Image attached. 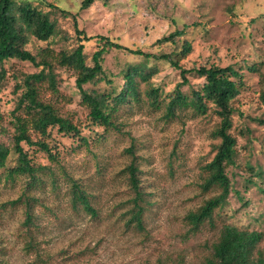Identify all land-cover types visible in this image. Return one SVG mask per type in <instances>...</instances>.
Here are the masks:
<instances>
[{
    "label": "rangeland",
    "instance_id": "obj_1",
    "mask_svg": "<svg viewBox=\"0 0 264 264\" xmlns=\"http://www.w3.org/2000/svg\"><path fill=\"white\" fill-rule=\"evenodd\" d=\"M81 1L32 0L57 28L47 41L30 36L25 45L33 54L45 47L53 51L48 59L56 91L42 81L39 98L79 128V135L73 136L49 127L42 139L54 153L52 159L37 145L21 143L31 163L41 167L38 180L31 181L27 174L9 177V168L16 164L15 115H24L14 108L25 90V76L42 66L16 58L0 62V142L9 148L0 167V264H204L223 222L264 230V105L259 99L264 0H93L87 7H81ZM73 16L90 39L76 34ZM181 28L183 36L156 42ZM104 36L150 55L105 48L101 80L83 88L115 96L124 86L127 68L140 67L146 77L135 76L137 98L117 102L110 125H97L81 103L74 70L60 65L54 56L81 40L85 62L91 65ZM184 40L191 43L190 52L180 59L184 68L231 65L242 74L241 88L231 102L235 112L229 131L237 153L226 167L230 193L215 211L214 225L205 222L198 228L190 227L186 215L215 193L200 185L203 166L219 143L214 134L219 117L211 103L205 113L191 105L166 110L181 77L159 55L178 52ZM186 76L188 83L180 91L189 97L204 79L194 71ZM151 87L159 90L155 103L148 94ZM108 104L113 106L115 99ZM131 162L145 199L140 225L130 218L134 192L126 167ZM74 181L95 213L73 203Z\"/></svg>",
    "mask_w": 264,
    "mask_h": 264
},
{
    "label": "trees",
    "instance_id": "obj_2",
    "mask_svg": "<svg viewBox=\"0 0 264 264\" xmlns=\"http://www.w3.org/2000/svg\"><path fill=\"white\" fill-rule=\"evenodd\" d=\"M44 2V0H36ZM93 0H82L81 7H87ZM48 7L57 8L51 2L44 3ZM63 14H70L67 10L57 8ZM73 26L76 34L85 40L91 36H85L83 30L78 28V23L73 16ZM57 32L56 23L50 19L47 11L42 10L37 5L32 4V0H0V62L11 58L30 61L42 68L36 72L25 76V90L19 97L14 109L22 110L24 115H15V133L13 134V150L16 153V164L9 168V177L15 174H27L31 181L38 180L37 172L40 166L31 163L27 151L22 147V142L28 146L37 145L39 149L45 151L49 158L54 157L47 142L42 137L48 135L49 127H57L62 133L79 135V128L70 118L61 116L57 109L50 103L39 98L40 87L38 83L47 82V86L56 91L55 77L52 71V64L48 56L53 54L49 47L40 49L38 54H33L25 45L29 37L33 36L37 40L47 41ZM185 33L184 28L174 29L167 35L156 40L160 42H172L175 37H181ZM102 37V36H101ZM104 44L93 52L92 64H86L83 52L84 44L80 40L71 50H60L55 54L57 62L75 72V85L81 94V103L88 108V116L92 123L97 125H110L116 103L137 98L135 86V76L141 75L143 70L134 67L127 68L124 72V86L119 93L111 96L109 93H98L93 89L89 91L83 88L88 82L101 80L102 55L106 47L124 48L130 52L150 55L139 49L127 48L120 43L103 37ZM191 50V43L184 40L181 49L173 54H160L159 57L167 60L174 68L179 70L181 80L175 85V92L166 104L168 113L174 111L175 106L191 105L196 111L205 113L208 103L214 106V112L219 117L218 125L214 131L219 138L216 151L213 157L204 166V179L200 185L203 191L215 190L209 195L195 210L186 215V220L192 228L208 222L214 225L213 217L215 211L223 206L227 201L231 182L226 172V167L233 164L236 157V139L229 131L232 125V115L235 108L231 102L239 93L242 85V74L231 65L199 66L198 68L186 69L180 64L182 59ZM152 55V54H151ZM39 57V59H38ZM47 70V71H45ZM194 71L199 77L204 79L200 89L192 90L187 97L181 93L180 86L188 83L186 74ZM149 74V73H147ZM146 74V75H147ZM259 81L261 88L259 99L264 105V72L260 74ZM158 88L151 87L149 96L153 103L157 101ZM115 99V104H108L110 99ZM1 119V114H0ZM31 133L39 135L34 140ZM79 138L83 139L82 136ZM9 148L0 142V167L4 166ZM128 182L134 195L131 198L130 218L135 224H141V215L145 207V199L139 188L137 177V167L131 162L127 167ZM72 200L74 204L81 206L90 213H95L89 203V199L81 186L75 181L72 183ZM18 200H11L9 203H16ZM28 201V199H26ZM31 215H27V222ZM264 230L238 228L237 226L223 222L219 229L218 238L210 244V252L206 254L204 264H264ZM181 264V263H180Z\"/></svg>",
    "mask_w": 264,
    "mask_h": 264
}]
</instances>
